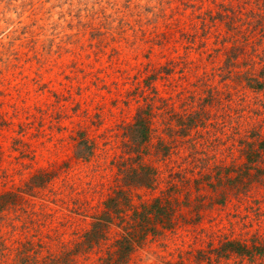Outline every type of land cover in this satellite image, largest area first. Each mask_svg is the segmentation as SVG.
I'll return each mask as SVG.
<instances>
[{"label": "rangeland", "instance_id": "374dc122", "mask_svg": "<svg viewBox=\"0 0 264 264\" xmlns=\"http://www.w3.org/2000/svg\"><path fill=\"white\" fill-rule=\"evenodd\" d=\"M158 196L173 224L127 264H264V0H0V264H101Z\"/></svg>", "mask_w": 264, "mask_h": 264}, {"label": "trees", "instance_id": "16d2710c", "mask_svg": "<svg viewBox=\"0 0 264 264\" xmlns=\"http://www.w3.org/2000/svg\"><path fill=\"white\" fill-rule=\"evenodd\" d=\"M148 115L142 111L135 116V123L130 128L131 134L135 130H140V140L138 143H146L149 140L151 129L149 126ZM158 145L163 152L168 148L163 147L162 143ZM122 180L129 186H147L150 187L155 181L153 169L143 164L139 168L134 166L122 169ZM221 183V178L218 179ZM128 206V200L121 192H117V196L109 199L105 203L106 209L95 218L92 228L85 234L81 245L87 248L88 246L99 244L106 237V229L114 225L115 216L121 214V208ZM123 210V209H122ZM176 211L175 203L162 196L154 198L150 203L142 204L139 208L133 210L130 216V221L119 223L123 230V235L116 239L113 244V250L106 257L101 258V264H127L133 250L141 244L149 233L157 234L159 232L158 225L162 227L171 226L173 217ZM256 248L252 245L251 248L245 244H237L235 241L225 240L221 246L216 248L221 257H227L231 254L249 255ZM258 249V248H257ZM49 264H59L58 260H50Z\"/></svg>", "mask_w": 264, "mask_h": 264}]
</instances>
